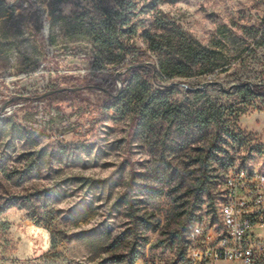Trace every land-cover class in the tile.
Segmentation results:
<instances>
[{"label": "rangeland", "instance_id": "374dc122", "mask_svg": "<svg viewBox=\"0 0 264 264\" xmlns=\"http://www.w3.org/2000/svg\"><path fill=\"white\" fill-rule=\"evenodd\" d=\"M131 1V41L150 54L143 38L150 0ZM155 1L192 40L215 51L219 67L173 89L169 103L181 106L180 124L158 119L133 133L132 104L119 99L109 106L98 88L115 67L102 62L81 32L90 0H0V203L11 195L27 203L26 210L0 214L5 262L99 264L129 250L141 252L135 264L175 262L177 223L188 229L207 223L217 208L216 178L208 192L192 190L195 159L213 130L190 122L207 100L222 116L220 143L232 165H264V110L233 88L264 77V0ZM150 55L147 64L154 62ZM62 77L76 80L79 98L33 99L67 87Z\"/></svg>", "mask_w": 264, "mask_h": 264}, {"label": "trees", "instance_id": "16d2710c", "mask_svg": "<svg viewBox=\"0 0 264 264\" xmlns=\"http://www.w3.org/2000/svg\"><path fill=\"white\" fill-rule=\"evenodd\" d=\"M90 2L92 12L87 14L85 19H81L79 23L81 32L102 62L115 67L105 81L106 86H98L105 101L110 104L109 106H113L119 99L127 100L132 104L130 128L133 133L148 122L158 119L180 124L184 117L181 106L176 102L169 103L173 89L179 84L185 85V80L194 74L214 72L219 67L215 51L192 40L179 26L162 14L155 0H150L145 6L148 12L152 13L148 20V28L143 30V38L147 42L149 53L155 59L153 63L147 64L145 60L151 58V55L136 49L131 41V37L136 34V24L133 19L136 5L131 0H90ZM262 32L264 33V29ZM155 65L159 74L155 71ZM61 80L67 83V87L54 86L47 91H54L53 93H41L33 99L67 101L79 98L81 87L75 85L76 80L67 77H62ZM158 80L167 81L169 84L161 85ZM117 83L120 85L117 86ZM155 84L162 86L163 89L154 88ZM233 88L256 109L264 110V77L257 83L241 81ZM59 89L61 90L57 91ZM194 96L203 98L199 91H195ZM255 98H259L260 102L253 104ZM221 118L214 105L207 100L205 105L196 111L195 119L190 122L193 128L213 130L195 159L198 175L192 190L197 194L208 192L215 178L214 185L218 186L224 174L232 166L233 159L220 143L221 134L225 130ZM216 170L222 171L220 175L213 174ZM5 177L7 180L10 179L8 174H5ZM157 195H160V192ZM150 198H153L152 194ZM12 207L26 210L25 197L11 195L4 198L0 203V214ZM181 214L179 213L176 218ZM214 221L215 217L212 215L210 222ZM159 225L160 221L157 220L151 225L150 230L156 231ZM189 230L190 228L179 223L173 229L171 247L173 244L177 245L179 256L177 260L184 253ZM116 243L117 241H114L110 247ZM140 258V251L129 250L126 255L108 257L99 264H135Z\"/></svg>", "mask_w": 264, "mask_h": 264}, {"label": "built area", "instance_id": "2783aa9c", "mask_svg": "<svg viewBox=\"0 0 264 264\" xmlns=\"http://www.w3.org/2000/svg\"><path fill=\"white\" fill-rule=\"evenodd\" d=\"M216 207L214 222L190 227L184 253L174 264L264 263V165H232L219 184ZM0 264L20 263L5 262L0 253Z\"/></svg>", "mask_w": 264, "mask_h": 264}, {"label": "water", "instance_id": "95a60500", "mask_svg": "<svg viewBox=\"0 0 264 264\" xmlns=\"http://www.w3.org/2000/svg\"><path fill=\"white\" fill-rule=\"evenodd\" d=\"M61 89L57 90V91H60ZM54 91H50V92H47L46 94H50V93H53Z\"/></svg>", "mask_w": 264, "mask_h": 264}]
</instances>
